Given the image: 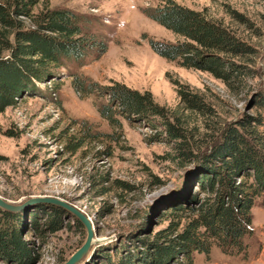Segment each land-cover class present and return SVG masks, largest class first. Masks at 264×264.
Wrapping results in <instances>:
<instances>
[{"label":"rangeland","instance_id":"obj_1","mask_svg":"<svg viewBox=\"0 0 264 264\" xmlns=\"http://www.w3.org/2000/svg\"><path fill=\"white\" fill-rule=\"evenodd\" d=\"M165 1L41 0L35 9L73 12L85 33L108 49L102 56L93 50L81 62L66 63L55 78L0 115V197L24 206L12 213L24 247L21 263L66 264L88 238L86 227L65 207L41 198L60 200L90 221L92 245L75 264H115L119 251L123 257L155 253L152 244L178 222L171 206L182 195L183 201L189 194L202 200L209 196L194 179L195 165L182 161L159 123L119 115V123H111L101 113L109 97L98 90L76 91L75 78L84 79L86 87L119 84L150 93L169 115L181 117L192 143L211 140L226 125L257 116L255 100L264 89V0H171L203 13L250 48L241 62L252 77H245L238 90L155 52L152 42L183 41L148 16ZM183 88L203 97L214 115L188 110ZM251 214L241 251L227 253L215 245L209 254L195 253L192 264H264L262 197ZM143 255L137 254L138 259ZM18 262L0 252V264Z\"/></svg>","mask_w":264,"mask_h":264},{"label":"trees","instance_id":"obj_2","mask_svg":"<svg viewBox=\"0 0 264 264\" xmlns=\"http://www.w3.org/2000/svg\"><path fill=\"white\" fill-rule=\"evenodd\" d=\"M40 3L41 0H0V115L28 92L55 78L66 63L81 62L93 50L99 56L107 52L104 42L85 33L80 17L69 10L49 7L36 13ZM148 16L183 39L176 44L152 42L160 56L209 73L235 90L245 77H252V71L241 62L250 48L203 13L166 0L164 5L148 12ZM26 20L31 24L29 27ZM74 88L87 94L98 90L109 97L101 113L111 123H119L115 119L118 115L159 123L167 139L175 143L182 161L195 165L194 179L202 194L209 195L202 200L189 194L184 201L182 195L171 206L178 222L173 230L170 228L158 236L161 241L152 244L155 253L139 252L123 257L119 251L115 264H166L172 259L178 264H186L180 259L192 264L195 253L209 254L215 245L227 253L243 249L256 200L262 197L264 205V130H260L264 127V89L255 100L259 108L257 116L226 125L211 140L192 143L181 117L169 115L150 93L119 84L98 89L95 85L86 87L85 80L78 77ZM180 95L191 112L214 115L203 97L187 88L180 90ZM0 211L3 212L0 213V252L23 264L18 218L11 212ZM186 216L188 223H183ZM137 254L144 255L138 259Z\"/></svg>","mask_w":264,"mask_h":264},{"label":"water","instance_id":"obj_3","mask_svg":"<svg viewBox=\"0 0 264 264\" xmlns=\"http://www.w3.org/2000/svg\"><path fill=\"white\" fill-rule=\"evenodd\" d=\"M38 201H43V202H46L49 204H55V205L65 207L72 215H74L77 218L78 221H80L86 227V229L88 231V238H87L85 244L83 245V247L78 252H76L74 254V256L66 264H75V263L79 262L86 255V253L90 249L92 242H93L94 232H93L92 225H91L90 221L81 212H79L77 209L73 208L72 206L65 204L64 202H62L60 200H57L54 198H41ZM23 207L24 206L20 207V206L10 204L0 197V209H2L4 211L15 213V212L20 211Z\"/></svg>","mask_w":264,"mask_h":264}]
</instances>
